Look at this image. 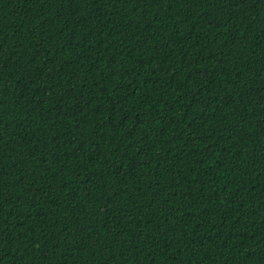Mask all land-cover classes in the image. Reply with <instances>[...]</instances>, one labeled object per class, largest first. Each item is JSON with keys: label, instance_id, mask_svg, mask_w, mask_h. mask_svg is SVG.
<instances>
[{"label": "trees", "instance_id": "1", "mask_svg": "<svg viewBox=\"0 0 264 264\" xmlns=\"http://www.w3.org/2000/svg\"><path fill=\"white\" fill-rule=\"evenodd\" d=\"M0 264H264V0H0Z\"/></svg>", "mask_w": 264, "mask_h": 264}]
</instances>
